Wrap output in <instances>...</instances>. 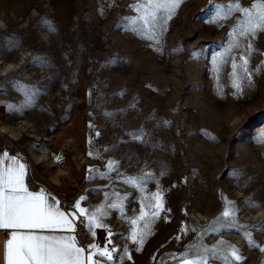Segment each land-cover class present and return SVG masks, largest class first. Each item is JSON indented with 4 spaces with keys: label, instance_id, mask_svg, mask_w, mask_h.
Segmentation results:
<instances>
[{
    "label": "rangeland",
    "instance_id": "obj_1",
    "mask_svg": "<svg viewBox=\"0 0 264 264\" xmlns=\"http://www.w3.org/2000/svg\"><path fill=\"white\" fill-rule=\"evenodd\" d=\"M146 3L0 0V132L101 264H264V31L228 10L264 0Z\"/></svg>",
    "mask_w": 264,
    "mask_h": 264
},
{
    "label": "snow or ice",
    "instance_id": "obj_2",
    "mask_svg": "<svg viewBox=\"0 0 264 264\" xmlns=\"http://www.w3.org/2000/svg\"><path fill=\"white\" fill-rule=\"evenodd\" d=\"M182 2L183 0H147L146 4L138 5L137 10L143 8L140 19L146 25L154 24L158 19H164L166 22L167 19H171L173 12ZM228 10L243 13L244 27L240 30L241 35H255L264 31V4L254 3L250 8H242L236 3L229 5ZM161 13L166 16L158 15ZM235 67L236 65L233 64V68ZM234 86L239 90L238 84ZM261 140L264 142V134ZM8 159L6 153L0 154V230H10L2 233L10 238L0 241V264H85V248L77 246L75 236L43 235L31 231L55 228L74 231L75 229L65 212L56 207L58 202L49 203L43 190L39 193L28 190L24 183L25 165L17 158H11V162L5 167L4 162ZM74 208L85 216L88 231L93 227H103L97 220L96 212L86 215L88 210L82 208L79 201ZM156 208L157 211L152 215H158L161 205L157 203ZM224 215L228 216L229 213L225 212ZM135 223L136 221H133V224ZM92 234L95 235L94 232ZM143 235V232L139 234L138 242L141 244ZM137 236L138 233L134 230L132 234L134 242H137ZM90 247L95 249V252L86 257L88 264H101L99 260H93V255L96 254L109 261L113 259V252L107 248L100 250L96 245ZM205 251L209 250L205 249ZM211 251L215 253V249ZM231 251L235 259L239 260L237 250L232 248ZM207 258V256L202 257L199 261H192L190 264H206ZM227 260L228 258L225 257L226 264Z\"/></svg>",
    "mask_w": 264,
    "mask_h": 264
},
{
    "label": "crops",
    "instance_id": "obj_3",
    "mask_svg": "<svg viewBox=\"0 0 264 264\" xmlns=\"http://www.w3.org/2000/svg\"><path fill=\"white\" fill-rule=\"evenodd\" d=\"M4 153H6L9 158L8 160H5L4 166L6 167L11 162V158H17L20 163L24 164L25 165L24 183L28 187V190L36 193H39L41 190H43L49 203L58 202V204H56V207L59 208L60 211L65 212V214L68 216V219L72 221L74 225V229H76L78 222L77 212L74 209L73 210L66 209L67 203L65 202L64 199H62V196L59 191H57L54 188H46L44 185H42L41 182L38 181V179L34 178L33 166L30 160L21 155L19 149L15 145V140L12 139V137L6 135L5 133L0 132V154H4ZM5 231H10V230H0V241H4L5 239L10 238L2 234ZM31 231L43 235L75 236L77 241V246L84 247L83 244L79 241V234L76 233V230L72 231L66 228L64 229L55 228V229H33ZM91 253L92 252L90 250H87L85 248V252H84L85 264H88L86 257ZM93 260H96L95 255H93Z\"/></svg>",
    "mask_w": 264,
    "mask_h": 264
},
{
    "label": "built area",
    "instance_id": "obj_4",
    "mask_svg": "<svg viewBox=\"0 0 264 264\" xmlns=\"http://www.w3.org/2000/svg\"><path fill=\"white\" fill-rule=\"evenodd\" d=\"M66 209L67 210H73V206L72 205H68V204H66ZM76 233L78 232V226L76 227Z\"/></svg>",
    "mask_w": 264,
    "mask_h": 264
},
{
    "label": "bare ground",
    "instance_id": "obj_5",
    "mask_svg": "<svg viewBox=\"0 0 264 264\" xmlns=\"http://www.w3.org/2000/svg\"><path fill=\"white\" fill-rule=\"evenodd\" d=\"M0 131H1V132H5V125L0 124Z\"/></svg>",
    "mask_w": 264,
    "mask_h": 264
}]
</instances>
